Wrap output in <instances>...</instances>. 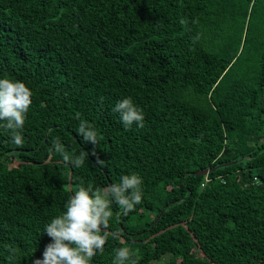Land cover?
<instances>
[{"label": "trees", "instance_id": "1", "mask_svg": "<svg viewBox=\"0 0 264 264\" xmlns=\"http://www.w3.org/2000/svg\"><path fill=\"white\" fill-rule=\"evenodd\" d=\"M4 77L32 104L22 146L0 127V264L42 259L44 226L80 184L132 172L142 201L112 204L118 238L91 264L122 246L137 264H264V0H0ZM126 97L142 128L113 111ZM57 139L88 153L81 167Z\"/></svg>", "mask_w": 264, "mask_h": 264}, {"label": "clouds", "instance_id": "2", "mask_svg": "<svg viewBox=\"0 0 264 264\" xmlns=\"http://www.w3.org/2000/svg\"><path fill=\"white\" fill-rule=\"evenodd\" d=\"M31 104L32 90L25 82L0 78V121L4 122L0 127L10 132L11 142L17 146L23 144L19 130L24 126ZM113 111L119 113L126 129L134 123L137 127L144 126V114L131 97L119 100ZM77 132L85 144L97 145L98 133L86 120L80 121ZM53 143L55 151L75 168L81 167L85 157H88L85 151L78 156H70L58 139ZM92 154L95 155V152ZM142 183V177L132 172L122 175L118 183L103 189L80 184L65 201L62 214L53 217L44 226L43 233L51 239L45 246L42 259H35L33 264H91L92 258L104 251L110 235L118 238L115 233L107 231L113 215L112 204L119 205L125 215L134 210L142 201ZM134 255L130 248L122 246L116 249L114 264H137Z\"/></svg>", "mask_w": 264, "mask_h": 264}, {"label": "water", "instance_id": "3", "mask_svg": "<svg viewBox=\"0 0 264 264\" xmlns=\"http://www.w3.org/2000/svg\"><path fill=\"white\" fill-rule=\"evenodd\" d=\"M232 162H234V160L231 161L230 163H232ZM224 164H227V163H224ZM221 165H222V164H221ZM216 167H217V166H214V167H208V168L203 169V170H197V171H195V173H204V174H206V173L212 171V170H213L214 168H216ZM166 207H167V205L164 206V208H163V210L161 211L160 215L163 213V211H164V209H165ZM160 215L156 218V221L159 219Z\"/></svg>", "mask_w": 264, "mask_h": 264}, {"label": "rangeland", "instance_id": "4", "mask_svg": "<svg viewBox=\"0 0 264 264\" xmlns=\"http://www.w3.org/2000/svg\"><path fill=\"white\" fill-rule=\"evenodd\" d=\"M167 258H168V256H167V255H166V256H164V259H167ZM163 262H164V261H159V262H158V264H163Z\"/></svg>", "mask_w": 264, "mask_h": 264}, {"label": "built area", "instance_id": "5", "mask_svg": "<svg viewBox=\"0 0 264 264\" xmlns=\"http://www.w3.org/2000/svg\"><path fill=\"white\" fill-rule=\"evenodd\" d=\"M208 179V178H207Z\"/></svg>", "mask_w": 264, "mask_h": 264}]
</instances>
